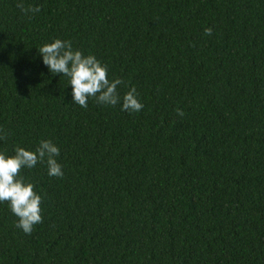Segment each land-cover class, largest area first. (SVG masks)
Segmentation results:
<instances>
[{
  "label": "trees",
  "instance_id": "trees-1",
  "mask_svg": "<svg viewBox=\"0 0 264 264\" xmlns=\"http://www.w3.org/2000/svg\"><path fill=\"white\" fill-rule=\"evenodd\" d=\"M17 3L0 0V151L51 140L63 175L21 169L42 222L25 234L0 203V264H264V0ZM54 39L144 107L73 103L39 55Z\"/></svg>",
  "mask_w": 264,
  "mask_h": 264
},
{
  "label": "clouds",
  "instance_id": "clouds-1",
  "mask_svg": "<svg viewBox=\"0 0 264 264\" xmlns=\"http://www.w3.org/2000/svg\"><path fill=\"white\" fill-rule=\"evenodd\" d=\"M17 7L24 14H34L39 7H25L18 0ZM211 35V29H205ZM39 55L47 71L68 78L71 101L81 108L87 107L88 100L94 98L101 105H120L121 111L139 112L144 105L139 101L135 87L120 97L117 88L123 82L119 78L109 80L108 68L95 56L84 55L74 50L70 41L54 39L39 49ZM178 116H183L177 110ZM12 155L0 151V203L7 202L12 214L17 217L16 226L25 234L42 222V197L34 191V185L20 175L21 169H32L38 163L46 164L49 177H62V166L57 161L60 149L51 140H40L34 150L23 147L13 149Z\"/></svg>",
  "mask_w": 264,
  "mask_h": 264
}]
</instances>
